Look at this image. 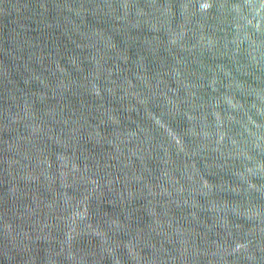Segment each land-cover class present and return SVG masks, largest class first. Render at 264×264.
<instances>
[{
    "label": "water",
    "instance_id": "water-1",
    "mask_svg": "<svg viewBox=\"0 0 264 264\" xmlns=\"http://www.w3.org/2000/svg\"><path fill=\"white\" fill-rule=\"evenodd\" d=\"M0 264H264V0H0Z\"/></svg>",
    "mask_w": 264,
    "mask_h": 264
}]
</instances>
